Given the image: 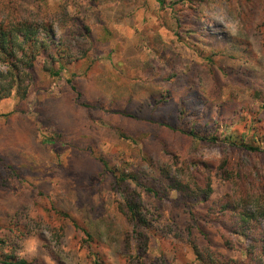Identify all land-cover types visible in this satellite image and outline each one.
Returning <instances> with one entry per match:
<instances>
[{
	"label": "trees",
	"instance_id": "trees-1",
	"mask_svg": "<svg viewBox=\"0 0 264 264\" xmlns=\"http://www.w3.org/2000/svg\"><path fill=\"white\" fill-rule=\"evenodd\" d=\"M72 2L50 7L36 0L26 7L23 0H0V103L16 97L11 115H18L19 126L0 138V264H49L46 257L60 264L67 231L78 237L86 264H112L110 252L123 264H180L179 247L188 248L195 264H264V91L256 89L264 84L257 75L264 66V0H224L240 29L222 37L200 25L209 0H155L176 42L187 41L193 54L184 61L151 36V56L115 79L151 86L142 104L130 95L85 89L90 76L103 78L96 59L110 39L71 16ZM131 2L87 0L108 36L101 16L122 19ZM47 79L68 86L66 109L49 102L32 109L31 97L49 92L42 89ZM30 112L36 114L32 126L47 118L57 124L47 141L64 142L73 130L72 144L95 164L72 191V204L32 184V162L12 149L28 132ZM103 140L129 150L128 159L104 154ZM196 144H225L231 155L205 160ZM32 237L43 241L45 254L24 255Z\"/></svg>",
	"mask_w": 264,
	"mask_h": 264
},
{
	"label": "rangeland",
	"instance_id": "rangeland-1",
	"mask_svg": "<svg viewBox=\"0 0 264 264\" xmlns=\"http://www.w3.org/2000/svg\"><path fill=\"white\" fill-rule=\"evenodd\" d=\"M36 0H23V5L26 7H32ZM50 7H55L61 0H44ZM131 4L128 5V12L125 17L119 20L111 19L106 16H101L104 19V28L108 29L111 36L103 30L101 23L98 20V12H93V8L87 3V0H73L69 7V14L71 16H77L80 19L90 25L92 31L96 34H101V38L109 43L105 44L102 49H106L96 59L97 64L100 66L98 70L103 78L95 77L97 74L90 76L87 79L85 89L92 94H104L107 97L113 94L127 95L132 98V101L137 104H142L149 94L152 92L151 86L139 85L129 81H116L119 75L123 77L128 76L130 64L135 63V60L145 61L151 56V51L148 50L146 41L151 36L158 35L163 43L170 44L176 53L180 54L183 60H190L192 58V51L188 49L185 44L176 42L172 32V22L167 20L162 12L158 10V6L155 0H131ZM174 1V0H169ZM114 11H110L107 15H113ZM161 17V19H160ZM165 25V26H164ZM200 25L205 33H209L214 36H225L229 34H235L240 29V24L234 15L230 12L224 0H209L207 4L200 10ZM56 36L59 38L60 30L58 26H55ZM144 37L143 42L139 40ZM112 51L111 54H108ZM110 55V56H109ZM1 69V67H0ZM264 66L259 67L257 73L258 78L264 79ZM81 75V74H80ZM111 75V77H109ZM134 77L135 72L130 73ZM111 79V81L109 80ZM46 81V82H45ZM42 84V89L48 88V93L44 90L40 91L37 95L31 97L32 109L37 105H43L47 102L57 109L64 110L65 100L62 98L68 91L66 84H59V81L47 79ZM86 82V81H85ZM260 88V89H259ZM259 88L256 89L264 91V84L259 83ZM247 102L246 96H243ZM260 103H264V97L260 98ZM223 100H229V90L223 91ZM259 103V102H258ZM17 99L14 95L10 98L3 100L0 103V138L6 136L10 130L18 129V121L16 120L17 114L11 113L15 110ZM257 104V102H256ZM251 108L254 106L250 105ZM63 112V111H62ZM24 122L28 124L24 125L28 128V132L24 133V139L20 141L19 145L12 148L16 151H22L23 156H26L32 162L34 171L31 175L27 176V179L34 185L42 183L46 185L47 189L51 188L52 195L55 198L59 196L66 202L73 203V190L77 193L79 184L85 182V177L95 170V164L91 162L86 156L79 153L76 148V144H72V141L78 137L73 130L65 137L64 142L59 141H47L48 137L52 136V132L57 130V124L51 122L50 119L45 121L41 120L37 125L32 126L36 114L30 112L25 115ZM68 120V119H67ZM68 120L70 127L74 124ZM36 128V129H35ZM21 129V128H20ZM72 129V128H71ZM19 130V129H18ZM23 130V129H21ZM3 135V136H2ZM30 139V142H28ZM41 141L45 144H41ZM100 149L104 154L115 156H123L128 159L130 151L126 148L119 146L115 142L103 140L99 143ZM196 155L202 159L216 161L220 159L224 154L228 153L225 144H217L211 147H202L199 144L194 146ZM221 184L217 181L214 183V189L220 191ZM19 189V188H18ZM82 192V191H79ZM107 193L105 194V197ZM87 198V196H86ZM89 201V199H87ZM96 200V198H95ZM92 197V201H95ZM44 238H47V234H43ZM216 239V238H215ZM79 239L72 231H67L66 236L61 243L60 251H58V257L60 264H86L85 252L78 243ZM217 241V239H216ZM43 241L32 237L29 238L23 244V253L27 256H33L35 253H46V250L42 246ZM183 259L180 260V264H195L192 253L185 247H179ZM154 253L155 248H152ZM116 254L110 252V259L112 264H123L115 256ZM49 264H58L46 257Z\"/></svg>",
	"mask_w": 264,
	"mask_h": 264
}]
</instances>
